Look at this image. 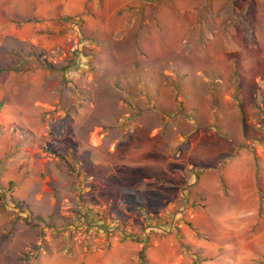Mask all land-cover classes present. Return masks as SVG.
<instances>
[{
  "label": "rangeland",
  "instance_id": "obj_1",
  "mask_svg": "<svg viewBox=\"0 0 264 264\" xmlns=\"http://www.w3.org/2000/svg\"><path fill=\"white\" fill-rule=\"evenodd\" d=\"M82 4L0 0V264H202L187 179L207 215L208 167L264 168V0Z\"/></svg>",
  "mask_w": 264,
  "mask_h": 264
},
{
  "label": "crops",
  "instance_id": "obj_2",
  "mask_svg": "<svg viewBox=\"0 0 264 264\" xmlns=\"http://www.w3.org/2000/svg\"><path fill=\"white\" fill-rule=\"evenodd\" d=\"M36 2L42 15L46 12L51 13L54 8L59 7L60 15L57 18L61 15H70L74 11H79V7L81 9L83 7V4L80 6L82 0H36ZM30 11L28 6L20 3L13 13L27 17ZM28 20H25V23H29ZM31 21L38 20L34 18ZM60 23L64 26L62 21ZM224 157L227 159L221 166L220 174L215 172V166L208 167L207 171H211L212 174L201 182L202 189L213 200L208 197L212 207L207 215L199 212V209L194 211L191 207L198 199L199 190L198 187L196 189L191 187L190 177L187 179L188 187L184 190L183 197L187 204L184 208L187 213L186 220H190L198 228L196 221L204 217L206 230H209H199L202 233H199V236L186 233L187 240L194 249L201 250L202 264H244V261L253 263L260 260L264 254V168L261 165L263 160L260 155V165L255 169L254 166L247 168L241 164L229 165L231 159L235 157L233 155ZM197 179L193 180L196 182ZM213 195L217 199H214ZM169 213L171 212L168 211L167 214ZM176 214L181 215L180 212ZM156 245L161 247L158 243ZM152 251L153 249L149 251V257L157 264H168L169 259H173L172 256H166L163 260L157 259Z\"/></svg>",
  "mask_w": 264,
  "mask_h": 264
}]
</instances>
